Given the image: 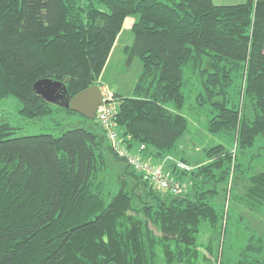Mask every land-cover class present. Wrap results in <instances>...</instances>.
<instances>
[{
    "label": "trees",
    "instance_id": "trees-1",
    "mask_svg": "<svg viewBox=\"0 0 264 264\" xmlns=\"http://www.w3.org/2000/svg\"><path fill=\"white\" fill-rule=\"evenodd\" d=\"M132 15L139 19L125 52L142 70L132 96L115 92L110 101L127 148L144 145L153 163L175 153L189 130L181 113L186 85L208 110L207 130L236 146L206 148L209 162L180 171L193 183L187 192L182 184L179 195L105 147L97 116L48 102L34 89L45 78L63 82L68 98L102 88ZM16 101L23 118L59 125L82 116L90 125L13 136L21 127L1 119L0 264H264V235L242 230L244 214L211 203L218 184L236 173L238 152L264 136V0H0V109ZM105 148L126 162L111 180L101 177L109 168ZM249 180L239 197L264 217V170ZM205 225L207 245L200 240Z\"/></svg>",
    "mask_w": 264,
    "mask_h": 264
},
{
    "label": "rangeland",
    "instance_id": "rangeland-1",
    "mask_svg": "<svg viewBox=\"0 0 264 264\" xmlns=\"http://www.w3.org/2000/svg\"><path fill=\"white\" fill-rule=\"evenodd\" d=\"M217 4H237L246 0H214ZM139 19V15L129 16L117 37L115 45L111 51L110 57L104 68L101 76V86L105 92L114 94L119 92L125 96H132L136 82L142 70V63L138 59L129 62L128 55L125 52V47L133 42L134 36L132 25ZM192 85L183 87L184 93L187 95L186 103L181 113L189 120V130L179 139L175 153L170 154L176 159L185 160L196 169L197 166L209 162V158L205 149L215 144H224L227 149L236 150L234 141L221 134L210 133L206 124L208 121V110H201L196 103L197 91ZM22 107L20 101L2 105L0 110L1 119H8L13 125H19L21 129L16 130L13 136H22L38 133H53L56 136L63 131L76 127H88L90 122L82 116H71L63 123L56 125L52 119H27L19 114V109ZM118 131H120L118 129ZM109 145L108 140L105 141V147ZM110 146V145H109ZM105 154L108 158L109 168L102 173L101 177L106 179L117 178L125 169L126 162L118 161L110 153V150L105 148ZM152 161V160H151ZM153 162V161H152ZM238 169L235 174H231L230 179L218 184V194L211 198V203L216 207H223L224 204L230 207V210L235 213H241L246 216L244 224L241 225L242 230L250 227L260 234L264 235V217L256 210H251L249 206L240 199L246 192V187L250 185L249 176L264 170V136L257 139L255 144L246 149L244 152H238L237 156ZM155 163H163L156 161ZM154 163V164H155ZM164 170L169 174L171 179L180 181L185 186V192L191 191L193 177L191 174H183L176 169L172 162L167 161L163 164ZM168 169H167V168ZM179 172V174H177ZM232 188L229 191V188ZM213 188V182L206 185V189ZM205 234L200 236L203 245L208 244L211 237L210 230L207 225L204 226ZM241 233V230H238ZM243 234L240 240L243 239ZM220 244H214V255L219 252ZM204 251V250H203ZM234 256V254L232 255ZM199 264H215L214 262L201 261Z\"/></svg>",
    "mask_w": 264,
    "mask_h": 264
},
{
    "label": "built area",
    "instance_id": "built-area-1",
    "mask_svg": "<svg viewBox=\"0 0 264 264\" xmlns=\"http://www.w3.org/2000/svg\"><path fill=\"white\" fill-rule=\"evenodd\" d=\"M104 102L99 106L97 112L98 121L106 130L107 140L112 150L120 157L124 158L135 170L144 173L150 180L151 184L155 185L162 191L170 192L174 195H179L183 192V185L179 181L171 179L169 174L164 170L163 164L167 161L172 162L176 169L182 172H191L194 166L187 163L185 160L176 159L172 155H167L163 159V163H153L145 158L141 151L144 145H141L139 150H130L124 142L122 134L118 131L114 122L115 106L111 101L113 94L105 92Z\"/></svg>",
    "mask_w": 264,
    "mask_h": 264
},
{
    "label": "water",
    "instance_id": "water-1",
    "mask_svg": "<svg viewBox=\"0 0 264 264\" xmlns=\"http://www.w3.org/2000/svg\"><path fill=\"white\" fill-rule=\"evenodd\" d=\"M34 89L46 101L60 104L82 115L95 119L99 106L104 102V93L99 85H93L71 98L63 82L45 78L35 82Z\"/></svg>",
    "mask_w": 264,
    "mask_h": 264
},
{
    "label": "crops",
    "instance_id": "crops-1",
    "mask_svg": "<svg viewBox=\"0 0 264 264\" xmlns=\"http://www.w3.org/2000/svg\"><path fill=\"white\" fill-rule=\"evenodd\" d=\"M167 168V167H166ZM168 169V168H167Z\"/></svg>",
    "mask_w": 264,
    "mask_h": 264
}]
</instances>
